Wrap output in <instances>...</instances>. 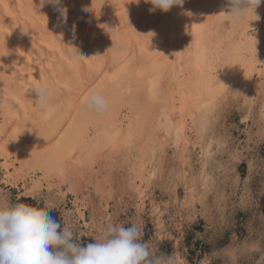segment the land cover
I'll use <instances>...</instances> for the list:
<instances>
[{"label": "bare ground", "instance_id": "bare-ground-1", "mask_svg": "<svg viewBox=\"0 0 264 264\" xmlns=\"http://www.w3.org/2000/svg\"><path fill=\"white\" fill-rule=\"evenodd\" d=\"M63 4L66 24L39 0H0V54L8 53L0 56V159L6 182L28 181L30 196L55 178H72L75 186L82 168L97 170L96 163L119 153L133 160L130 183L143 204L160 148L172 141L187 161L198 146V117L208 115L226 89L242 92L249 105L261 91L264 0L243 18L228 12V0H185L167 12H150L145 0ZM90 5L94 13L82 11ZM67 43L81 57L73 59ZM38 83H47L51 93L43 109L29 87ZM93 90L108 98L105 114L83 106ZM212 146L203 150L208 154ZM199 179H206L203 169ZM98 185L108 193L106 181Z\"/></svg>", "mask_w": 264, "mask_h": 264}, {"label": "rangeland", "instance_id": "rangeland-1", "mask_svg": "<svg viewBox=\"0 0 264 264\" xmlns=\"http://www.w3.org/2000/svg\"><path fill=\"white\" fill-rule=\"evenodd\" d=\"M227 18L231 28L232 17ZM263 86L264 82L257 85L263 91L255 92L256 100L250 105L242 92L226 89L208 115L198 117L194 128L200 133H193L198 146L187 152V161L178 156L172 141L164 145V151L160 148L152 159L154 174L143 204L130 183L133 160L119 153L96 163L99 174L82 168L74 176L75 186L72 178H55L33 196L28 181L6 182L0 159V203L26 201L46 206L82 244L96 239L109 221L125 227L135 223L154 255L174 254L184 264H225L222 254L226 248L264 235ZM252 93L251 88L248 94ZM205 119L210 122L202 131L200 122ZM208 142L213 148L207 154ZM202 169L203 184L199 179ZM40 176L41 172L35 178ZM100 181L107 182L108 193L97 191Z\"/></svg>", "mask_w": 264, "mask_h": 264}, {"label": "clouds", "instance_id": "clouds-1", "mask_svg": "<svg viewBox=\"0 0 264 264\" xmlns=\"http://www.w3.org/2000/svg\"><path fill=\"white\" fill-rule=\"evenodd\" d=\"M40 6L52 5L66 24L68 8L63 0H39ZM139 3L140 0H134ZM185 0H145L151 3L150 12L169 11L173 6L183 7ZM261 0H228L229 11L234 17L243 18L252 12ZM94 13L91 5L82 8ZM75 36V23L72 26ZM69 45L73 59L81 57ZM6 54H0L5 56ZM226 86V85H225ZM37 93L36 104L43 109L51 99L47 83L32 84ZM86 110L97 115L105 114L110 107L108 98L99 91H91L84 99ZM46 206L22 201L14 204L0 203V264H184L176 255H154L150 246L142 241L140 227L114 224L109 221L100 235L86 244L80 243L74 231L62 227ZM225 264H264V235L259 240L235 243L223 252ZM258 258V259H257Z\"/></svg>", "mask_w": 264, "mask_h": 264}, {"label": "trees", "instance_id": "trees-1", "mask_svg": "<svg viewBox=\"0 0 264 264\" xmlns=\"http://www.w3.org/2000/svg\"><path fill=\"white\" fill-rule=\"evenodd\" d=\"M51 214H52V215H54V214H55V212H54V211H52V212H51Z\"/></svg>", "mask_w": 264, "mask_h": 264}]
</instances>
